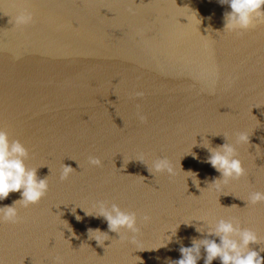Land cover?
Returning <instances> with one entry per match:
<instances>
[{
  "label": "water",
  "instance_id": "water-1",
  "mask_svg": "<svg viewBox=\"0 0 264 264\" xmlns=\"http://www.w3.org/2000/svg\"><path fill=\"white\" fill-rule=\"evenodd\" d=\"M21 10L32 23L14 24ZM227 11L218 0H0V128L49 183L18 209V223H0V264H171L205 238L199 218H235L260 237L250 248H264V202L246 203L264 192V22L223 31ZM238 133L249 144L235 145ZM224 137L245 175L218 192L207 187L220 174L202 143ZM140 155L167 157L176 175L152 176ZM62 164L75 170L64 181ZM19 198L9 193L0 206ZM98 201L137 212L135 243L85 214ZM89 229L109 240L97 245Z\"/></svg>",
  "mask_w": 264,
  "mask_h": 264
},
{
  "label": "clouds",
  "instance_id": "clouds-1",
  "mask_svg": "<svg viewBox=\"0 0 264 264\" xmlns=\"http://www.w3.org/2000/svg\"><path fill=\"white\" fill-rule=\"evenodd\" d=\"M218 2L222 5L227 4L230 8V11L224 13L223 31L240 34L254 27L256 23L264 22V0H218ZM185 18L188 21V18ZM32 22V13L27 10H21L14 18L16 26H25ZM136 95L142 96L143 93H136ZM139 119L143 122L145 117L139 115ZM224 139L226 142L215 148L210 147L206 139H203L202 143V146L210 153L206 162L220 174L219 178L214 179L207 187L211 185L218 192L222 191L223 186L230 180H237L245 175L242 162L237 158L235 145L249 144V136L246 133L236 135L235 145L229 143L225 137ZM192 155L195 158V153ZM28 157L29 153L25 146L19 140H10L8 132L0 128V201L5 200L9 193H20V198L13 201L11 205L0 206V223H18L20 220L18 209L37 204L49 190L48 178H39L37 168H30L25 164ZM136 160L142 162L152 176L166 174L171 178L176 175L175 166L167 157L149 161L140 155ZM87 164L90 167H101L102 161L99 157L89 156ZM73 171L75 170L71 166L62 164L59 179L61 181L68 179ZM184 173L187 174L186 179L191 178L193 185L199 190L202 189L196 173L191 170ZM261 202H264V192L261 191L250 192L246 201L253 205ZM85 214L102 217L107 222L108 232L118 234L121 239L126 238L125 234L130 233L132 242H136V235L140 231L137 212L121 209L115 203L109 205L107 202L98 201L93 205V210ZM76 219L80 220V217L76 216ZM140 219L144 223L151 221V217L146 213ZM195 221L203 222V225H197L195 230L205 234V238H193L191 246H181L180 258L172 261L171 264H197V261L201 259V248L205 253L204 264H212V261L216 259L220 261V264H264V257L260 255L264 252V248L260 247L259 250L250 248L252 244H261L260 237L252 229L243 227L237 219L219 218L209 223L205 218H199ZM178 226L168 230L171 233L167 236L168 242L176 234ZM68 230L71 232L70 228ZM89 233L94 235L90 237ZM207 237L218 238L219 243L216 239ZM88 238L94 239L97 245L103 246L104 242L109 240V235L99 229H89Z\"/></svg>",
  "mask_w": 264,
  "mask_h": 264
}]
</instances>
